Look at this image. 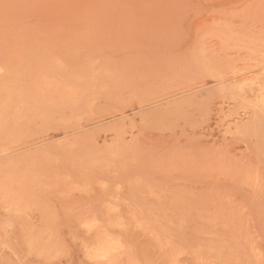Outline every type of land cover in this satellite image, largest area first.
Segmentation results:
<instances>
[{
	"label": "rangeland",
	"instance_id": "obj_1",
	"mask_svg": "<svg viewBox=\"0 0 264 264\" xmlns=\"http://www.w3.org/2000/svg\"><path fill=\"white\" fill-rule=\"evenodd\" d=\"M0 264H264V0H0Z\"/></svg>",
	"mask_w": 264,
	"mask_h": 264
},
{
	"label": "bare ground",
	"instance_id": "obj_2",
	"mask_svg": "<svg viewBox=\"0 0 264 264\" xmlns=\"http://www.w3.org/2000/svg\"><path fill=\"white\" fill-rule=\"evenodd\" d=\"M102 247H103V246H102ZM111 250H112V249H111ZM112 251H113V250H112ZM105 253H106V252H105ZM105 253H104V254H105ZM104 254H101V255H104ZM105 261H106V260H105Z\"/></svg>",
	"mask_w": 264,
	"mask_h": 264
}]
</instances>
